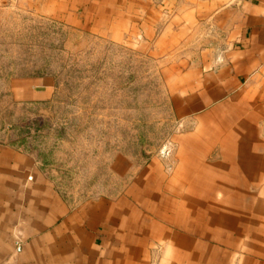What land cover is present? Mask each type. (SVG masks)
I'll return each mask as SVG.
<instances>
[{
  "label": "crops",
  "instance_id": "0c3cea01",
  "mask_svg": "<svg viewBox=\"0 0 264 264\" xmlns=\"http://www.w3.org/2000/svg\"><path fill=\"white\" fill-rule=\"evenodd\" d=\"M185 66L166 158L115 155L118 193L71 203L0 143V264H264V0H0ZM190 44L191 46H189ZM48 99V78L11 82Z\"/></svg>",
  "mask_w": 264,
  "mask_h": 264
},
{
  "label": "rangeland",
  "instance_id": "374dc122",
  "mask_svg": "<svg viewBox=\"0 0 264 264\" xmlns=\"http://www.w3.org/2000/svg\"><path fill=\"white\" fill-rule=\"evenodd\" d=\"M175 58L1 5L0 143L45 159L71 203L116 194L125 178L112 175L114 155L138 164L161 157L185 127L168 87L185 67L167 66ZM39 78L53 82L48 99L15 96L13 80Z\"/></svg>",
  "mask_w": 264,
  "mask_h": 264
},
{
  "label": "built area",
  "instance_id": "2783aa9c",
  "mask_svg": "<svg viewBox=\"0 0 264 264\" xmlns=\"http://www.w3.org/2000/svg\"><path fill=\"white\" fill-rule=\"evenodd\" d=\"M169 155V151H161V157L166 158Z\"/></svg>",
  "mask_w": 264,
  "mask_h": 264
},
{
  "label": "trees",
  "instance_id": "16d2710c",
  "mask_svg": "<svg viewBox=\"0 0 264 264\" xmlns=\"http://www.w3.org/2000/svg\"><path fill=\"white\" fill-rule=\"evenodd\" d=\"M42 162H43V164H46L47 163L45 159H43Z\"/></svg>",
  "mask_w": 264,
  "mask_h": 264
}]
</instances>
